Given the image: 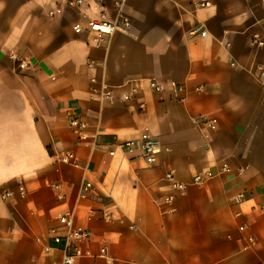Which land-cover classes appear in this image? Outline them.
<instances>
[{"label": "crops", "instance_id": "1", "mask_svg": "<svg viewBox=\"0 0 264 264\" xmlns=\"http://www.w3.org/2000/svg\"><path fill=\"white\" fill-rule=\"evenodd\" d=\"M76 1L0 0V264H61L64 214L91 233L76 264H264V9ZM120 18L100 47L73 30ZM143 134L154 164L118 147Z\"/></svg>", "mask_w": 264, "mask_h": 264}, {"label": "built area", "instance_id": "2", "mask_svg": "<svg viewBox=\"0 0 264 264\" xmlns=\"http://www.w3.org/2000/svg\"><path fill=\"white\" fill-rule=\"evenodd\" d=\"M247 1L257 2L264 9V0H247ZM83 2L84 0L76 1L78 5H81ZM197 5L204 8L210 7L211 2L209 0H198ZM60 12H61L60 10L57 11V13ZM50 15L54 16V12H50ZM128 26H129L128 19L120 18L118 21H106V20L91 21L86 26L78 23L73 27V30L76 34H80V35L84 33L91 34L90 35L91 43L94 44L96 47H100L107 37L114 35L115 32L119 30H123ZM202 35H206V33H203ZM253 44L259 48L264 47V31L254 35ZM11 58L13 60L17 59L16 56H12ZM20 66L24 67L25 62H21ZM262 75L264 76V72L262 73ZM150 86L156 91L162 90V87L155 81H151ZM175 90L176 92L179 91V87L176 86ZM132 96H133L132 94H125L123 96V99L131 100ZM199 120L213 128L215 127V122H216L215 120H213L212 122H208L203 118H200ZM70 126L74 134L77 136V138L80 141L88 139V135L86 132L87 125L85 122L79 119H72L70 122ZM118 147L121 151L125 153H131L136 150H140L142 152L143 158L146 160L148 164H154L156 162V157L160 152V148L157 140L151 137L149 134H143L139 139L123 142L119 144ZM110 154L114 155L115 151H111ZM60 161L64 164L78 166L76 157L71 152L63 155L60 158ZM167 178L173 180V176L171 174L168 175ZM194 181L196 183H201L202 181H204V177L198 175L195 177ZM173 187L176 190H182L184 189L185 186L174 182ZM92 193H93V184L90 181L83 182L80 196L82 198H89L92 195ZM24 194L25 192L23 188H21L20 195L24 196ZM12 196L13 193L11 191H6L0 196V200H7ZM104 216L107 217L108 215L105 213ZM59 220L61 224L66 227V232L64 235H58L53 237V242L56 246L61 248L63 254L61 264H76V260L83 255V251L80 245L82 244V242H85L90 239L91 233L90 231L82 227L75 226L74 218L71 214H64L59 218ZM102 252L104 253L105 250H103Z\"/></svg>", "mask_w": 264, "mask_h": 264}]
</instances>
